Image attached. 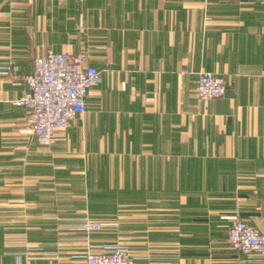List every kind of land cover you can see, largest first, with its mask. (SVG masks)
I'll use <instances>...</instances> for the list:
<instances>
[{"label": "crops", "instance_id": "1", "mask_svg": "<svg viewBox=\"0 0 264 264\" xmlns=\"http://www.w3.org/2000/svg\"><path fill=\"white\" fill-rule=\"evenodd\" d=\"M47 49L100 79L43 146L0 71V264L112 242L135 264H264L227 242L234 215L264 230V0H0V65L29 73ZM201 70L221 97L198 100Z\"/></svg>", "mask_w": 264, "mask_h": 264}, {"label": "built area", "instance_id": "2", "mask_svg": "<svg viewBox=\"0 0 264 264\" xmlns=\"http://www.w3.org/2000/svg\"><path fill=\"white\" fill-rule=\"evenodd\" d=\"M0 71L15 79H22L27 89L12 100L27 111V124L40 145L54 141L55 132L65 128L69 121L84 110V99L90 86L100 79V71L87 62L80 52H56L47 49L33 60L29 73H21L17 65L8 62ZM225 81L217 73L197 72L195 94L198 100L208 101L221 97ZM105 225L87 217L74 227L85 234L101 230ZM227 242L242 254L255 253L264 258V230L239 216H232L227 230ZM79 264H135L130 250L119 242L98 246L87 245Z\"/></svg>", "mask_w": 264, "mask_h": 264}, {"label": "rangeland", "instance_id": "3", "mask_svg": "<svg viewBox=\"0 0 264 264\" xmlns=\"http://www.w3.org/2000/svg\"><path fill=\"white\" fill-rule=\"evenodd\" d=\"M48 146H49V145H48ZM84 217H87V218L91 219L89 215H84V216H82L81 218H84Z\"/></svg>", "mask_w": 264, "mask_h": 264}]
</instances>
